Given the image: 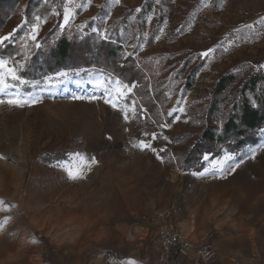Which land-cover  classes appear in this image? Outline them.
Segmentation results:
<instances>
[{
    "label": "rangeland",
    "instance_id": "obj_1",
    "mask_svg": "<svg viewBox=\"0 0 264 264\" xmlns=\"http://www.w3.org/2000/svg\"><path fill=\"white\" fill-rule=\"evenodd\" d=\"M27 1H18L0 28V36L19 29L12 44H19L35 15L42 17L41 40L54 28L76 31L80 39H102L107 30L106 41L119 46L120 54L136 44L129 58L139 67L149 62L152 69L145 83L132 81L139 85L135 98L150 117L170 121L164 134L173 142H154L158 149L167 147L161 163L153 153L131 147L145 130L160 131L151 119L125 124L122 114L102 100L72 99L101 95L103 90L88 82V73H109L98 67L73 69L80 76L42 93L36 106H0V264H123L129 258L159 264L157 232L165 227L210 240L207 262L190 253L174 264H264V149L258 147L264 135L237 155H244L245 163L226 178L194 177L168 162L176 150L184 154L196 141L188 133L206 128L203 112L214 81L264 64V25L258 23L264 0H161L159 5L155 0H76L84 7L63 31L58 27L62 16L53 15L52 8L62 13L66 0H35L46 5L31 13ZM25 20L29 23L19 27ZM248 24L254 25L252 31ZM210 47L216 51L201 59L200 52ZM261 91L264 95V81ZM181 98L180 121L157 115ZM145 100L154 103L153 112ZM250 149H257L255 159L248 158ZM209 156L202 159L204 167L221 157ZM92 157L97 164H91ZM68 169H81L86 178L70 180Z\"/></svg>",
    "mask_w": 264,
    "mask_h": 264
},
{
    "label": "trees",
    "instance_id": "obj_2",
    "mask_svg": "<svg viewBox=\"0 0 264 264\" xmlns=\"http://www.w3.org/2000/svg\"><path fill=\"white\" fill-rule=\"evenodd\" d=\"M18 1L20 0H0V28L5 24L4 18ZM34 1H27L29 13L31 8L46 5L35 4ZM80 37L81 34L76 31L59 33L57 28L44 32L41 40L44 43L43 49L35 51L28 69L22 75L29 80H37L61 70L98 67L128 82H146V71L152 69L149 62L143 61L139 67L134 60L122 58L120 47L112 42L95 35L82 39ZM15 43L0 48V55H14L19 50V44ZM263 81L264 72L254 71L252 68L245 73H226L214 81L209 106L203 112L206 128L197 134L188 133V138L196 136L197 139L184 154L176 150V156L180 159L178 166L183 171L202 170L204 154L211 155L212 158L222 156L225 151L238 155L260 141V129H264V95L261 91ZM250 99H256L259 106L253 107L249 103ZM145 104L153 112L154 103L145 100ZM218 121L223 122L222 128H218ZM58 156L57 154L55 157Z\"/></svg>",
    "mask_w": 264,
    "mask_h": 264
},
{
    "label": "snow or ice",
    "instance_id": "obj_3",
    "mask_svg": "<svg viewBox=\"0 0 264 264\" xmlns=\"http://www.w3.org/2000/svg\"><path fill=\"white\" fill-rule=\"evenodd\" d=\"M118 4L120 0H115ZM156 4L159 5L161 0H155ZM45 3H48V0H45ZM88 3L91 4V0H88ZM63 11H57L56 7L53 6L52 14L56 16H62V23L58 27L63 31L73 20L74 16L77 14V10L84 7L83 4L76 3V0H66L63 4ZM142 11L137 8L136 12ZM95 19V17H93ZM135 19V17H133ZM153 18L148 17V21L151 22ZM46 23V19L43 20ZM29 22L25 20L24 24H21L19 27H24L25 24ZM258 23L264 25V17H262ZM41 25L42 17L40 15H35L33 20L30 23L28 31L19 40V50L14 54L8 57L0 56V106H6L11 108H23L25 106L32 107L36 106L43 102L42 93L50 92L51 89L58 88L60 85L73 79V74L75 76H80V71L68 69L57 71L51 75H44L37 80H29L22 75L28 67L32 59V56L35 54L36 50H42L44 43L41 42ZM183 27H178L176 32L179 33L183 31ZM245 27L252 31L254 25L248 24ZM19 29H14L12 32H9L7 35L0 36V48L6 47L9 43L16 41V32ZM93 31H99L93 29ZM162 31V30H161ZM236 31H240L237 29ZM101 38L104 40L110 39L108 36L107 30H104L100 33ZM144 36L147 37L148 33L145 32ZM161 37L159 35L155 36V40L159 41ZM130 47L133 49L132 52L125 50L121 53L122 58H129L135 54V49L137 48L136 44H131ZM228 49L225 48L224 51ZM215 48H207L200 52L199 57L201 59L207 60V58L215 52ZM249 67L254 68L256 71H264V64L258 66L249 65ZM89 83L95 84L96 87L102 89L101 95L97 96L95 94L88 96L73 95L72 99L74 100H87L89 102H94L97 100H102L105 105L110 106L113 110L118 111L122 114V118L125 121V124H131L136 120L146 121L151 119L152 124L155 125L160 131H147L143 132L144 138H138L135 142L131 143L133 149H137L141 152H151L153 153L161 163H164V154H167V147L157 148L155 146V141L163 140L167 143H172L168 135L164 134V130L170 126V121L157 120L148 115L149 110L142 104L138 103L135 98L136 89L139 87L138 82H126L124 79L114 75L109 72L107 74L101 73L99 76H94L92 73H88ZM77 86H80V81H76ZM24 87H30L35 91L22 92L21 89ZM149 91L152 90V85L148 86ZM171 97H169L170 99ZM181 101H177L176 106L171 110L165 112H158L159 116L171 117L176 121H180L182 114L185 112V108L180 106ZM249 103L253 107H258L256 99H250ZM218 128L223 127V122H217ZM128 130L127 128L125 129ZM261 135H264V129H260ZM108 139H112L111 136ZM260 149H264V144L258 146ZM250 155L248 158L255 159L257 155V149H250ZM80 159H84L80 154H77ZM3 157H0L2 159ZM204 161H209L210 156L208 154L203 155ZM175 161L178 165L180 164V159L175 155H171L169 163ZM98 161L95 157H92L91 164H97ZM245 163V156L241 155L237 157L235 153L225 151L219 159H211V167H204L202 170L193 171L190 174L194 177L204 178L206 176H212L216 178H226V175L234 174L237 169ZM67 178L73 181L85 179L86 175L83 170L78 169L73 171L72 169L67 170ZM3 201H0L2 204ZM2 227V225H0ZM123 264H139V262L134 258H129L123 262Z\"/></svg>",
    "mask_w": 264,
    "mask_h": 264
},
{
    "label": "built area",
    "instance_id": "obj_4",
    "mask_svg": "<svg viewBox=\"0 0 264 264\" xmlns=\"http://www.w3.org/2000/svg\"><path fill=\"white\" fill-rule=\"evenodd\" d=\"M161 252L159 264H174L175 258L188 253H195L205 262L210 259L211 247L209 236L190 238L183 231L174 227L160 228L157 232Z\"/></svg>",
    "mask_w": 264,
    "mask_h": 264
},
{
    "label": "crops",
    "instance_id": "obj_5",
    "mask_svg": "<svg viewBox=\"0 0 264 264\" xmlns=\"http://www.w3.org/2000/svg\"><path fill=\"white\" fill-rule=\"evenodd\" d=\"M189 254H190V253L185 254V255H189ZM191 254H194L195 257L197 256V257L200 259V257H199L197 254H195V253H191ZM185 255H180V256H178L177 258H175V263H176L178 260L186 259V258H184ZM195 257H191V258L189 257L188 259H189V260H194V261H197V262H198V258H195ZM210 257H211V255H210ZM212 264H220V262H216V263H212Z\"/></svg>",
    "mask_w": 264,
    "mask_h": 264
},
{
    "label": "bare ground",
    "instance_id": "obj_6",
    "mask_svg": "<svg viewBox=\"0 0 264 264\" xmlns=\"http://www.w3.org/2000/svg\"><path fill=\"white\" fill-rule=\"evenodd\" d=\"M245 169H246V168H245ZM247 169H248V168H247ZM256 171H257V170H256ZM256 183H258V182H256ZM255 185H257V184H255ZM249 186H250V185H249ZM259 188H260V187H259ZM251 196H252V195H251ZM249 197H250V195H249V196L247 195V201H249V200H250V198H249ZM251 198H252V197H251ZM248 199H249V200H248ZM247 201H246V202H247ZM251 207H252V206H251ZM233 217H234V216H233Z\"/></svg>",
    "mask_w": 264,
    "mask_h": 264
}]
</instances>
